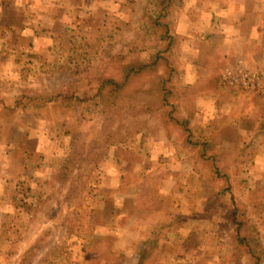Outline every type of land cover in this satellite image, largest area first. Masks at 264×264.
I'll return each instance as SVG.
<instances>
[{"label": "rangeland", "instance_id": "1", "mask_svg": "<svg viewBox=\"0 0 264 264\" xmlns=\"http://www.w3.org/2000/svg\"><path fill=\"white\" fill-rule=\"evenodd\" d=\"M198 1L169 44L147 0H0V264H264V89L195 77Z\"/></svg>", "mask_w": 264, "mask_h": 264}, {"label": "crops", "instance_id": "2", "mask_svg": "<svg viewBox=\"0 0 264 264\" xmlns=\"http://www.w3.org/2000/svg\"><path fill=\"white\" fill-rule=\"evenodd\" d=\"M200 1L194 8L192 2L186 6L195 17L193 29L184 35L186 44L193 38L198 44V62L191 69L195 77L201 83H213L216 78L223 84L222 78L231 71L215 69L229 61L264 72V0H241L243 4L238 5L231 0Z\"/></svg>", "mask_w": 264, "mask_h": 264}, {"label": "trees", "instance_id": "3", "mask_svg": "<svg viewBox=\"0 0 264 264\" xmlns=\"http://www.w3.org/2000/svg\"><path fill=\"white\" fill-rule=\"evenodd\" d=\"M146 10L147 12H150L153 14L152 16L143 15L141 16V21L143 24V29L147 32L148 36L151 38V40L154 41H168L169 44H172L174 41V33L171 31V20L168 19L169 16V9H171V0H147L146 2ZM153 7V8H152ZM154 9V10H153ZM159 59V56L158 58ZM157 61H154L151 64L144 65L141 69L135 70V69H124V74L122 75L123 79L118 80L115 78H105L103 79V87H107L108 93L112 101L110 103L107 102L108 106H112L115 104L118 99L121 97L120 95L128 88L131 87V92L129 93V97L134 99L136 98V95L143 91L142 85H135L132 87L131 80L133 77L138 76L141 74L145 69H150L155 64H157ZM111 86V87H110ZM100 92L103 93V88L100 90ZM240 95L239 93L237 94ZM51 100V99H50ZM172 108H176L177 106L175 104L171 105ZM264 127V121L261 125V128ZM260 128V129H261ZM238 228H243L242 225L239 224V221H236ZM247 225H250L247 223ZM251 226H253L251 224ZM253 235L250 234L249 236L241 235L242 239L244 241H247L249 245H252L254 247V244L256 245L260 244V237H259V231L257 227H254ZM239 236V235H238ZM155 248L151 245L149 247H146L140 251L139 259L137 264H156L157 256L155 254Z\"/></svg>", "mask_w": 264, "mask_h": 264}, {"label": "built area", "instance_id": "4", "mask_svg": "<svg viewBox=\"0 0 264 264\" xmlns=\"http://www.w3.org/2000/svg\"><path fill=\"white\" fill-rule=\"evenodd\" d=\"M224 79L231 85H241L249 92L257 89H264V73H255L245 69L244 67H239L238 70L227 73Z\"/></svg>", "mask_w": 264, "mask_h": 264}]
</instances>
